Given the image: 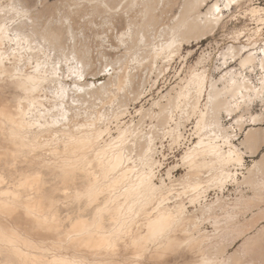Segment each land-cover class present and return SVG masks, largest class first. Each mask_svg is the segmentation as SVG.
I'll use <instances>...</instances> for the list:
<instances>
[{
    "label": "rangeland",
    "instance_id": "obj_1",
    "mask_svg": "<svg viewBox=\"0 0 264 264\" xmlns=\"http://www.w3.org/2000/svg\"><path fill=\"white\" fill-rule=\"evenodd\" d=\"M12 7L26 12L16 13ZM160 7L156 14H160ZM251 8L264 10V0H254L253 5L244 9ZM118 9L108 0H0V21L9 26L12 35L14 31L19 33L18 45L12 42L5 46L3 62L8 67H18L23 74H33V70L38 68L37 73L43 70L47 79L40 71L38 75L40 77L42 74L44 81L33 93V104L29 99L21 101L25 113L28 110L25 121L35 126L9 139L13 134L11 126L0 120V137L4 135L7 138L0 142L1 151H15L14 158L9 156L6 164L0 163L3 177L0 197L1 192L13 190L14 185L25 176L39 177L40 194L51 203L44 213L54 214L58 229L66 233L71 217L81 214L91 218L110 191L99 195L96 201L85 194L75 196V192H82L84 181H87L79 168L84 166L99 185H106L113 177L127 170L123 180L125 183L111 190V196L118 195L129 182L149 177L158 188L150 208L157 205L156 198L160 196L166 198L165 204L172 206L181 203L184 206L182 219L189 222H185V231L174 228L175 231L171 232L180 240V245L163 253L162 264H264V190L244 182L253 178L255 181L264 179V171L256 172L261 167V156L264 154V123L250 125V116L263 113L264 106L254 102L236 116L222 114L218 125L211 127L215 133L210 136L215 139L221 137L215 140L220 149L228 150L223 138L227 135L242 154L241 164L232 163L230 176L223 183H214L208 188L202 180L195 193L184 188L188 184L184 178L188 168L183 161L199 139L200 133L195 126L200 113H205V90L208 85L198 98L193 86L187 85L189 77L197 73L204 74L207 81L218 78L221 55L229 46L245 45L251 48L254 44L255 49L260 48L264 43V11L256 16H252L248 10L244 15L236 11L233 16L228 15L202 42H192L177 53L173 52V56V53H164L154 61L148 53L158 50L168 39L165 28L178 15L179 6L172 13L163 15L160 27L150 29L140 42L133 44L127 39L123 43L118 40L122 31L115 19ZM138 10L140 7L135 8V11ZM257 17L261 18L259 22ZM22 22L28 25L19 26ZM60 23L70 28L69 37L72 36L75 44L78 47L84 45L88 51L92 73L88 74L87 67L80 80L75 79L68 69L71 65L75 66L73 56L65 62L61 54L59 56L57 51L47 48L37 30L39 25L47 27L51 24L55 27L61 26ZM55 64L56 78L62 83L60 86L50 75ZM119 76L127 77L128 82L119 84ZM258 78V71L250 75L251 82L256 86H259ZM84 79L90 87H95V90L92 89L96 94L86 95L77 101L73 92L78 94L82 90L77 91L74 82L82 83ZM58 88L66 89V94L75 101L61 97ZM6 97L10 99L11 96L6 93ZM63 110L76 114L77 125L70 130L67 122H63L66 117H63L64 120L60 115L59 111ZM240 115L243 126L239 130L237 118ZM206 119L210 120L208 117ZM54 120L62 124L56 123L53 127L51 123ZM78 127L79 130H76ZM89 127L101 135L85 150V159L81 155L73 157L71 161L75 162L76 167L74 182L67 183V165L71 161L64 147L71 136L80 135ZM249 129H255L260 134L256 144L251 147L244 145V137ZM148 143L149 148H146ZM102 150L106 151L105 156L98 155ZM115 152L122 156V164L117 171L104 177L103 166L98 162H106ZM219 173L217 167L214 174ZM21 192L22 200L33 195L31 192ZM119 201L122 202L123 197L120 196ZM0 229L25 236L36 245L38 243L35 255L45 263L54 258L84 264L101 262L100 257H92L88 252L75 251L65 243L60 245L56 241L57 235L51 231L33 230L21 210L0 214ZM194 243L196 248L192 249ZM155 247L150 245L143 258H138L130 249L119 246L115 260L120 264H154L150 256ZM0 264H20L10 248L1 242Z\"/></svg>",
    "mask_w": 264,
    "mask_h": 264
},
{
    "label": "bare ground",
    "instance_id": "obj_2",
    "mask_svg": "<svg viewBox=\"0 0 264 264\" xmlns=\"http://www.w3.org/2000/svg\"><path fill=\"white\" fill-rule=\"evenodd\" d=\"M108 1L112 5H115V7L117 5L119 8L115 12L116 22L122 30L118 36V40L123 43L127 39L131 44L140 42L150 29L160 27L163 23V15L169 12L172 13L179 6L178 15L174 16L172 22L165 28V33L168 37L166 42L162 45L160 44L161 46L159 45L160 48L158 50L147 52L150 58L155 61L164 53H177L182 47H188L192 42H202L223 23L228 15L233 16L236 11H241V14L244 15L248 10L244 8L253 5L254 0ZM160 5V14H156ZM136 7H140V10L135 11ZM12 10L16 13L26 12L23 9H16L15 7H12ZM248 11L252 16H256L260 11L264 10L251 8ZM256 19L259 22L261 18L257 17ZM29 24H32V21ZM27 25V22H22L19 26ZM60 25L55 27L51 26V24L49 26L47 25V27L39 25V29L37 28V30L41 39L47 44V48L57 51L59 56L61 54V58H64L65 62H68L69 57L73 56L72 59L74 58L75 60V66L72 67L71 65L68 69L74 75L75 79L80 80L83 78L87 67L89 68L88 74L92 73L88 51L84 45L78 47L72 36L69 37V27L66 28L64 26L65 24L62 25L61 23ZM14 33L12 35L9 26L0 21V120L11 126L13 134L9 136V139L15 138V135L17 136L19 132L30 129L34 125L25 121L24 116L28 113V110L25 113L21 101L23 99H29L32 102L31 104H33V93L37 91L44 79L47 80L43 70L40 71L43 72L44 79L41 77V73L39 77L38 73L40 71L37 73L38 68L35 71L33 70V74H23L17 69L18 67H8L3 62L5 46H8L12 42L18 45L19 33L16 31ZM71 41H73L72 44H70ZM251 46V48L245 45L227 47L221 55L220 76L218 78L207 81L204 74L196 73L192 74L187 81V85H191L195 89L198 98L202 94L205 85L208 84V88L206 87L205 90V113H200L199 120L195 126V129L200 133L199 139L192 150L183 158L188 168L184 177L188 180L186 181L188 184L184 188L194 193L199 190L200 181L202 180L205 181L208 188L213 186L214 183H223L224 179L230 176L229 167L232 163L240 165L242 162V154L229 141V136L222 135L225 139L224 142L228 145L227 151L220 149L215 142V140L217 141L221 137H216L215 139L210 136V134L215 133L212 128L218 125L220 116L222 114L232 116L237 115V113H242L254 102H258V104L264 106V43L258 49H255L254 44ZM173 55L174 53L171 56ZM56 64L53 67L51 66L50 75L60 86L62 83L56 78ZM38 66L36 65L35 67ZM44 71L46 70L44 69ZM257 71L259 72V86L254 85L250 80V75ZM122 82H128L127 77L119 76L118 83L121 84ZM74 83L78 88H76L77 91L79 89L82 90L78 94L76 91L73 92L77 97V101H80L86 95L96 94L94 93L95 87H90V84L85 82V79L82 83ZM59 89L61 97L75 101L73 97L66 94L64 91L66 89L58 88L57 91ZM6 93L10 94V99L6 97ZM63 111H59L61 113L60 115L62 118L66 117V121L63 122H67V127L70 130L77 125L75 123L76 114L68 113L70 109L67 112L66 110ZM68 114L70 115L68 116ZM206 117L210 120L208 121ZM237 120L240 123H238L240 130L243 126L241 122L242 115L238 116ZM56 121L50 122L51 126H56V123L62 124V122ZM250 123L253 126L264 123V112L250 116ZM44 125L47 126L46 123ZM44 125L39 126L42 127ZM90 126L93 127L92 124ZM89 128L88 131L81 132L80 135L75 136L74 134V136H71L70 141L65 145L64 152L69 155L70 161L77 155H81L82 159H85V150L90 148L100 137V132L91 130V127ZM76 130H79V127ZM204 131L205 133L202 134ZM263 133L264 131L262 135ZM259 137L260 134L257 130L249 129L244 137V145L247 147L254 146ZM2 140H7V138L1 135L0 142ZM1 149L2 146L0 145V163L3 162L4 165L7 163L6 159L9 156L12 158L15 157V151L8 152V150H5L2 152ZM105 154L106 151L104 150L98 152L99 156H105ZM122 161V156L119 152L110 155L106 162L99 161L98 163L103 166L102 176L106 177L110 173L117 171ZM74 163L71 161L67 165V177H65L67 183L74 182L73 176L76 171ZM260 165L261 167L257 168V173H263L264 171V154L261 156ZM217 167L220 169L219 175L214 174ZM79 170L87 177V181H84L82 192H75L74 194L77 197L85 194L92 201H96L99 195L104 194V192L115 190L118 186L125 183L123 180L127 174V170L122 171L106 185H99L92 178V175L85 171L84 166H81ZM2 181L3 177L0 174V183ZM40 181L41 179L39 177L25 176L14 185L15 188H12L13 190L5 189V191L1 192L0 214H12L17 210H21V214L28 220L33 230L43 229L55 233L57 235V243H65L75 251H85L92 257H100L101 262L98 264H120L115 260L118 256L117 250L119 246L130 249L135 257L143 258L150 245L156 246L154 253L150 256V260L154 264H162L163 253L166 250L174 249L180 245V240L171 235V232L175 231L174 228L185 231V222H189V220L184 221L182 219L184 206L181 203H175L172 206L165 204L166 198L164 196L156 198V201H158L157 205L150 208L149 206L152 204L154 196L158 193V188L149 177H140L137 181L126 184L123 190L116 196H111L109 191L105 199H103V203L96 207L91 218H85L81 214L71 217L69 219V230L66 233H61L60 231L62 230L58 229L55 215H45L44 213L51 207V203L48 202L47 197H42L40 194L42 193ZM244 182L255 188L264 190V179L262 181H255L253 178ZM21 190L25 193L31 192L33 195L22 200ZM120 196L123 197L122 202L119 201ZM135 206H137V209H135ZM139 217L140 220L138 219ZM0 242L5 243L10 248L13 254L19 259L20 264H84L83 262L69 261L62 258H54L50 262L45 263L35 255V251L38 250V243L36 245L25 236H20L16 233H7L3 229H0ZM195 248L196 244L194 243L192 249ZM202 262L204 263V261Z\"/></svg>",
    "mask_w": 264,
    "mask_h": 264
}]
</instances>
